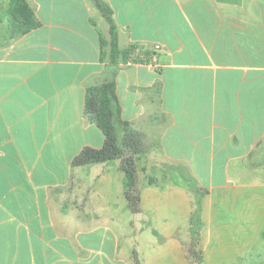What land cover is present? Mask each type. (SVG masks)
<instances>
[{
	"label": "crops",
	"instance_id": "crops-1",
	"mask_svg": "<svg viewBox=\"0 0 264 264\" xmlns=\"http://www.w3.org/2000/svg\"><path fill=\"white\" fill-rule=\"evenodd\" d=\"M26 1L40 27L0 14V264H264V0H103L119 49L154 53L115 68L145 145L140 213L121 159L73 165L105 143L85 103L113 78L109 23L93 0ZM189 180L207 191L202 262Z\"/></svg>",
	"mask_w": 264,
	"mask_h": 264
},
{
	"label": "trees",
	"instance_id": "trees-1",
	"mask_svg": "<svg viewBox=\"0 0 264 264\" xmlns=\"http://www.w3.org/2000/svg\"><path fill=\"white\" fill-rule=\"evenodd\" d=\"M96 7L101 11L110 25L111 33V65L114 67L113 78L98 86L89 88L86 95L85 115L104 133L105 143L100 149L85 147L73 160L76 167H87L95 164L111 163L115 160H122V170L125 174V196L128 206L134 213H140V193L137 181V159L144 152L145 145L143 135L134 131L129 122L122 118V109L116 92L115 76L117 65L123 61L133 63H151L154 53L142 51L139 44H132L124 51L118 46L117 25L113 18L112 9L102 0H93ZM10 19V29L17 35H23L31 30L40 27V22L36 19L33 10L26 0H10L7 8ZM102 47L106 44L101 36ZM189 182V183H188ZM187 186L194 194V211L190 221V232L192 243L188 249V254L197 262H202L203 253L201 250V235L204 228L203 221V199L207 191L200 188L198 183L188 181Z\"/></svg>",
	"mask_w": 264,
	"mask_h": 264
},
{
	"label": "rangeland",
	"instance_id": "rangeland-1",
	"mask_svg": "<svg viewBox=\"0 0 264 264\" xmlns=\"http://www.w3.org/2000/svg\"><path fill=\"white\" fill-rule=\"evenodd\" d=\"M102 1H103V0H102ZM103 2H104V1H103ZM104 3H105V2H104ZM94 4H95V3H94ZM7 8H8V7H7ZM3 10H4V9H3ZM0 14H2V16H3V15L7 16V15H6V14H7V9H5V10H4L3 12H1ZM5 18H6V17H5ZM7 18H8V16H7ZM8 20L10 21V19H8ZM9 26H10V24H9ZM190 185L193 186V182H191ZM202 217H203V215H202Z\"/></svg>",
	"mask_w": 264,
	"mask_h": 264
}]
</instances>
